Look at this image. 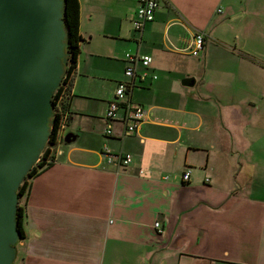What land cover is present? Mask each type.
Returning <instances> with one entry per match:
<instances>
[{"label":"crops","instance_id":"obj_1","mask_svg":"<svg viewBox=\"0 0 264 264\" xmlns=\"http://www.w3.org/2000/svg\"><path fill=\"white\" fill-rule=\"evenodd\" d=\"M78 1L70 118L21 198L12 264H264V0H157L139 30L138 0ZM127 53L149 66L126 76ZM118 81L146 116L127 134L118 110L108 135Z\"/></svg>","mask_w":264,"mask_h":264},{"label":"water","instance_id":"obj_2","mask_svg":"<svg viewBox=\"0 0 264 264\" xmlns=\"http://www.w3.org/2000/svg\"><path fill=\"white\" fill-rule=\"evenodd\" d=\"M64 11L65 0H0V264L15 260L18 187L51 134L68 58Z\"/></svg>","mask_w":264,"mask_h":264},{"label":"built area","instance_id":"obj_3","mask_svg":"<svg viewBox=\"0 0 264 264\" xmlns=\"http://www.w3.org/2000/svg\"><path fill=\"white\" fill-rule=\"evenodd\" d=\"M158 7L157 0H138V8L133 18L134 28L137 30L142 29L145 22L151 20L154 17V13ZM204 46V34L203 32H196L192 45L190 46V53L192 55H197ZM126 61L128 62L124 69V74L126 76L136 75L135 64L139 63L142 68L146 69L149 66L151 56L149 54H136V53H127ZM147 75L146 71H142L139 74V78L143 79ZM129 82L118 81L116 89L114 91V98L106 106L104 112L105 122V134H111V122L117 117V111L121 110L122 114L120 116V121L124 126L125 133L129 134L135 132L145 116L146 110L139 103H135L126 98L127 90L129 91L127 84ZM130 85V84H129ZM65 123L60 124L58 130V136L61 129L64 127ZM59 138V137H58ZM103 152V155L106 158L107 163L117 164L118 167H124L129 164L131 161V153H111L108 150ZM39 159V158H38ZM190 169H186L182 172V180L188 181ZM207 179V178H206ZM154 227L157 228V231H162V227L159 221H154Z\"/></svg>","mask_w":264,"mask_h":264},{"label":"trees","instance_id":"obj_4","mask_svg":"<svg viewBox=\"0 0 264 264\" xmlns=\"http://www.w3.org/2000/svg\"><path fill=\"white\" fill-rule=\"evenodd\" d=\"M66 23V32H67V45L66 50L68 51L67 58V67L65 74H63L61 83L57 89L53 92L52 101L54 103L55 116L52 122V130L50 136H48L47 144L41 154L39 159L34 163L32 167H30L26 177L20 183L18 187V194L20 198L17 203V213L16 220L17 225L19 227V231L21 234V239L24 238V213L25 207L21 202V198H23L29 188V180L36 174L40 173L46 167H49L54 158V145L58 140V130L60 128V124L66 122L70 118V89L72 84V74L74 73L76 58L78 57V53L80 51V43L83 40L81 35L79 34V1L78 0H65V11L63 16ZM128 89H130L129 83L127 84ZM128 91V90H127Z\"/></svg>","mask_w":264,"mask_h":264},{"label":"rangeland","instance_id":"obj_5","mask_svg":"<svg viewBox=\"0 0 264 264\" xmlns=\"http://www.w3.org/2000/svg\"><path fill=\"white\" fill-rule=\"evenodd\" d=\"M19 198H20V197H19ZM19 198H18V199H19ZM17 244H18V243H17Z\"/></svg>","mask_w":264,"mask_h":264}]
</instances>
